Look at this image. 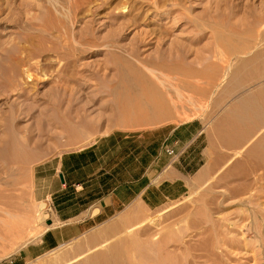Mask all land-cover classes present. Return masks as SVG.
Here are the masks:
<instances>
[{
	"label": "rangeland",
	"instance_id": "1",
	"mask_svg": "<svg viewBox=\"0 0 264 264\" xmlns=\"http://www.w3.org/2000/svg\"><path fill=\"white\" fill-rule=\"evenodd\" d=\"M261 1L0 0V264H87L89 255L109 253L112 245L126 249L125 264H142L135 248L145 243L159 248L150 255L164 264H264V182L244 174L255 140L232 145L229 128L220 129L223 139L214 126L260 87L229 93L242 77L241 61L263 55L264 41L251 54L201 64L212 30L235 39L231 31L240 32L243 13L259 11ZM170 59H177L175 76L184 81L195 75L189 69L216 66V86L190 79L206 91L182 86L181 107L169 119H119L115 106L131 97L121 65L129 60L152 80L139 64ZM187 128L201 132L204 159L180 200L149 211L127 208L58 246L37 247L56 227L47 225L56 217L53 197L43 193L62 155L97 148L114 135L120 147L123 137H139L142 150L149 134L156 133L158 145ZM89 240L96 247L88 252Z\"/></svg>",
	"mask_w": 264,
	"mask_h": 264
},
{
	"label": "crops",
	"instance_id": "2",
	"mask_svg": "<svg viewBox=\"0 0 264 264\" xmlns=\"http://www.w3.org/2000/svg\"><path fill=\"white\" fill-rule=\"evenodd\" d=\"M179 131L178 137L171 132L163 136L158 145L156 133L147 135L142 150L139 137L130 141L126 140L131 136L123 137L120 147L114 135L101 139L97 148L62 155L52 187L43 193L45 198L53 197L56 217L50 222L56 227L37 247L58 246L115 219L127 208L149 211L180 200L188 177L202 167L204 152L198 143L201 132ZM166 150L174 154L168 155Z\"/></svg>",
	"mask_w": 264,
	"mask_h": 264
},
{
	"label": "bare ground",
	"instance_id": "3",
	"mask_svg": "<svg viewBox=\"0 0 264 264\" xmlns=\"http://www.w3.org/2000/svg\"><path fill=\"white\" fill-rule=\"evenodd\" d=\"M257 8L259 11L256 8H251L243 13L245 18H241L242 23H240L243 27L240 32H235L231 28V33H236L235 39L232 36L223 37L217 30H212L214 38L208 50L209 56L202 58L201 64L225 63L231 56L240 57L243 54L253 53L260 46V43L264 41V0L260 2ZM232 41H234L235 45H231V43L233 44ZM126 63L125 65H121L118 72L121 82L127 84L125 85V89L131 91V97L127 96V101L126 99H121L122 104L120 102V104L115 106L117 117L122 120L130 118V116L138 117L139 121H162L163 119H169L172 113L174 114L181 107V98L183 97L180 93V88L182 86L186 85L195 91L196 89L206 91L205 87L198 85L195 89L193 83H190V79L193 80L195 77H198V81L203 82L202 84L208 87L215 85V82L218 80L216 66H204L205 68L197 70L196 73H193L195 71L194 69H189V75H195H186L187 79H190H185L186 81H184L175 76L178 74V68L175 67L179 65L177 59H170L167 62L164 60V62L157 61L152 63L146 62L144 65L139 64L151 76L152 80H150L143 74L141 69L133 68L134 66ZM253 63H257L255 68L253 66L252 70H244V66L253 65ZM241 65L242 77L234 88L231 89L232 92L229 93L231 94L244 87H260L254 93L245 96V99H243L242 103H239V106L227 108L229 111L225 110L227 111L226 113L234 111L235 114L232 117H226L227 115L224 113L225 117L214 123V126L220 131L219 135L223 139L226 137V132L220 129L223 126L229 128L231 131L230 134L232 135V145H236L242 142V140H244V143H250L255 140L252 144V151L250 150L252 158H248L249 160L246 161L248 162V167L244 174H247V177L250 175L253 176V181L260 184L261 181L264 182V53L263 55H260L258 52L255 53L250 59L242 60ZM122 66H124V69ZM170 90H173L174 97L170 95ZM128 95H130V92ZM188 100L190 104L194 105L193 99L189 98ZM236 154H239V152H236ZM8 211L4 213L8 214ZM94 243V240L86 241L84 246L89 248L88 252L92 247H96L92 246L90 248ZM112 247L109 253H105L104 251L96 252L94 250V254L95 252L97 254L91 257L89 255V258H86L87 260L85 262L87 264H125L122 256L126 254V249H124V253L123 248L116 249ZM155 248L153 246L149 247L146 243L138 248L139 251L135 248V251L140 254L142 264H164V259L153 260V257H151L150 253H156L159 250V248H156L157 250L155 251ZM83 254V252H80L76 258Z\"/></svg>",
	"mask_w": 264,
	"mask_h": 264
},
{
	"label": "water",
	"instance_id": "4",
	"mask_svg": "<svg viewBox=\"0 0 264 264\" xmlns=\"http://www.w3.org/2000/svg\"><path fill=\"white\" fill-rule=\"evenodd\" d=\"M59 179H60V182H61V183H63V179H62V176H61V175H59ZM47 225H49V226H50V225H51V222H50V221H48V222H47Z\"/></svg>",
	"mask_w": 264,
	"mask_h": 264
},
{
	"label": "built area",
	"instance_id": "5",
	"mask_svg": "<svg viewBox=\"0 0 264 264\" xmlns=\"http://www.w3.org/2000/svg\"><path fill=\"white\" fill-rule=\"evenodd\" d=\"M169 152V154H171L172 152L171 151H168Z\"/></svg>",
	"mask_w": 264,
	"mask_h": 264
}]
</instances>
